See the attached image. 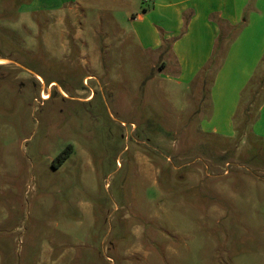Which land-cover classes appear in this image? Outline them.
<instances>
[{
    "label": "rangeland",
    "instance_id": "rangeland-1",
    "mask_svg": "<svg viewBox=\"0 0 264 264\" xmlns=\"http://www.w3.org/2000/svg\"><path fill=\"white\" fill-rule=\"evenodd\" d=\"M153 1L0 0V264H264V140L199 131ZM262 98L261 67L236 129Z\"/></svg>",
    "mask_w": 264,
    "mask_h": 264
},
{
    "label": "crops",
    "instance_id": "crops-1",
    "mask_svg": "<svg viewBox=\"0 0 264 264\" xmlns=\"http://www.w3.org/2000/svg\"><path fill=\"white\" fill-rule=\"evenodd\" d=\"M142 18L136 31L147 38L139 41L140 46L154 54L161 50L163 41L170 42L160 64L168 67L178 86L191 89L220 46V63L209 81L208 104L199 131L220 139L233 137L235 117L247 87L264 68V0H158L144 17L139 16ZM236 27L239 30L234 32ZM250 131L264 140V101Z\"/></svg>",
    "mask_w": 264,
    "mask_h": 264
},
{
    "label": "trees",
    "instance_id": "trees-1",
    "mask_svg": "<svg viewBox=\"0 0 264 264\" xmlns=\"http://www.w3.org/2000/svg\"><path fill=\"white\" fill-rule=\"evenodd\" d=\"M235 30V29H233ZM237 30H239V28L236 27V30L234 32H237ZM162 47H164V51H169L170 49V42L169 41H163L162 43ZM220 46L218 45L215 49V51L213 52V55L211 56V58L209 59V61L207 62V64L205 65V67L201 70V73L199 74V79H200V83L201 85H203L205 83V80L208 76H210V79L213 77L214 73L217 71L218 67H219V63H220V57H221V54H220ZM262 100H264V98H262ZM262 102H260L257 107H256V111L258 109V106L261 104ZM240 108V106H239ZM239 111V109H238ZM237 111V113H238ZM256 111H255V114H256ZM243 113H244V116L247 118L246 114L248 113V107L245 108L243 110ZM255 114H254V117H255ZM254 117L252 119V121L250 120V123L245 119V121L242 123L241 125V129H236L235 128V123H234V134L233 136L235 135L236 132H242V131H246V129H248V132L251 133L250 131V127H251V124L254 120ZM245 129V130H244Z\"/></svg>",
    "mask_w": 264,
    "mask_h": 264
},
{
    "label": "built area",
    "instance_id": "built-area-1",
    "mask_svg": "<svg viewBox=\"0 0 264 264\" xmlns=\"http://www.w3.org/2000/svg\"><path fill=\"white\" fill-rule=\"evenodd\" d=\"M43 96L47 97V95L42 92V94L40 95L41 101L45 100Z\"/></svg>",
    "mask_w": 264,
    "mask_h": 264
},
{
    "label": "bare ground",
    "instance_id": "bare-ground-1",
    "mask_svg": "<svg viewBox=\"0 0 264 264\" xmlns=\"http://www.w3.org/2000/svg\"><path fill=\"white\" fill-rule=\"evenodd\" d=\"M5 62V60H3V59H0V64H2V63H4ZM44 97V99H46V98H48V96L46 97V96H43Z\"/></svg>",
    "mask_w": 264,
    "mask_h": 264
}]
</instances>
